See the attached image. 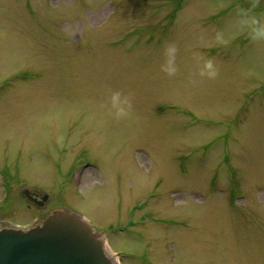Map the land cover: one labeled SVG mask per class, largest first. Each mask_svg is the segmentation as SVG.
<instances>
[{
    "label": "rangeland",
    "instance_id": "1",
    "mask_svg": "<svg viewBox=\"0 0 264 264\" xmlns=\"http://www.w3.org/2000/svg\"><path fill=\"white\" fill-rule=\"evenodd\" d=\"M256 25L264 0H0V227L37 224L30 189L119 264H264Z\"/></svg>",
    "mask_w": 264,
    "mask_h": 264
},
{
    "label": "water",
    "instance_id": "2",
    "mask_svg": "<svg viewBox=\"0 0 264 264\" xmlns=\"http://www.w3.org/2000/svg\"><path fill=\"white\" fill-rule=\"evenodd\" d=\"M24 195L35 201L29 190ZM0 264L117 263L87 220L60 209L32 228L0 229Z\"/></svg>",
    "mask_w": 264,
    "mask_h": 264
},
{
    "label": "clouds",
    "instance_id": "3",
    "mask_svg": "<svg viewBox=\"0 0 264 264\" xmlns=\"http://www.w3.org/2000/svg\"><path fill=\"white\" fill-rule=\"evenodd\" d=\"M251 38L253 40H264V25H256L251 29ZM177 47L174 44L167 45L165 54L167 60L165 64L161 66L162 70L169 76L175 75L177 72L176 55ZM201 75H207L209 78H214L217 75V71L211 60H208L204 64V69L201 71ZM132 97L131 94H124L122 92H113L110 97V108L113 111V115L117 119H123L129 116L132 110Z\"/></svg>",
    "mask_w": 264,
    "mask_h": 264
},
{
    "label": "flooded vegetation",
    "instance_id": "4",
    "mask_svg": "<svg viewBox=\"0 0 264 264\" xmlns=\"http://www.w3.org/2000/svg\"><path fill=\"white\" fill-rule=\"evenodd\" d=\"M30 190V189H29ZM31 191V190H30ZM31 193L32 194H34L33 196H32V198L35 200V201H33V200H31V199H29L28 198V200L30 201V206L31 205H33V206H35L37 209H40L41 210V212L43 213L42 215H41V218L38 220V222H37V224L38 223H41L43 220H44V218L49 214V212L50 211H52L51 209H49V207L47 206V203H48V201L50 200V196L51 195H48L49 197H46V200H44L43 198L45 197V195L46 194H44V195H39L38 193H36V192H33V191H31Z\"/></svg>",
    "mask_w": 264,
    "mask_h": 264
},
{
    "label": "bare ground",
    "instance_id": "5",
    "mask_svg": "<svg viewBox=\"0 0 264 264\" xmlns=\"http://www.w3.org/2000/svg\"><path fill=\"white\" fill-rule=\"evenodd\" d=\"M110 255H111V254H110ZM111 256H112V255H111ZM112 257H113V256H112ZM113 259H114V260H115L117 263H119L116 257H115V258H113Z\"/></svg>",
    "mask_w": 264,
    "mask_h": 264
}]
</instances>
